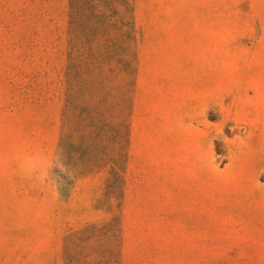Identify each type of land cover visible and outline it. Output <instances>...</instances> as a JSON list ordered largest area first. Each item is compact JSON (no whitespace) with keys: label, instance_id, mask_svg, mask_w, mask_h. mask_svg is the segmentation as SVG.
I'll return each instance as SVG.
<instances>
[{"label":"rangeland","instance_id":"obj_1","mask_svg":"<svg viewBox=\"0 0 264 264\" xmlns=\"http://www.w3.org/2000/svg\"><path fill=\"white\" fill-rule=\"evenodd\" d=\"M0 264H264V0H0Z\"/></svg>","mask_w":264,"mask_h":264},{"label":"crops","instance_id":"obj_2","mask_svg":"<svg viewBox=\"0 0 264 264\" xmlns=\"http://www.w3.org/2000/svg\"><path fill=\"white\" fill-rule=\"evenodd\" d=\"M138 164V140L134 139L133 137V142H132V150H131V157H130V165L131 167H135Z\"/></svg>","mask_w":264,"mask_h":264},{"label":"clouds","instance_id":"obj_3","mask_svg":"<svg viewBox=\"0 0 264 264\" xmlns=\"http://www.w3.org/2000/svg\"><path fill=\"white\" fill-rule=\"evenodd\" d=\"M61 171L65 172L66 175H70L69 173L66 172V170L63 167L61 168Z\"/></svg>","mask_w":264,"mask_h":264}]
</instances>
